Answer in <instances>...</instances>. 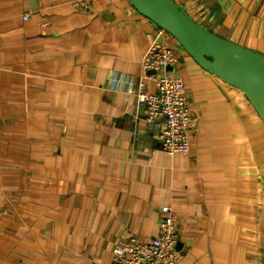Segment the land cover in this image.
<instances>
[{
	"label": "crops",
	"instance_id": "obj_1",
	"mask_svg": "<svg viewBox=\"0 0 264 264\" xmlns=\"http://www.w3.org/2000/svg\"><path fill=\"white\" fill-rule=\"evenodd\" d=\"M76 1L0 0V264L107 263L154 234L160 205L178 264H264V121L128 0ZM174 2L264 55V0ZM154 41L184 82L188 156L160 148L128 93Z\"/></svg>",
	"mask_w": 264,
	"mask_h": 264
},
{
	"label": "built area",
	"instance_id": "obj_2",
	"mask_svg": "<svg viewBox=\"0 0 264 264\" xmlns=\"http://www.w3.org/2000/svg\"><path fill=\"white\" fill-rule=\"evenodd\" d=\"M74 5L88 8L89 1L77 0ZM175 58L173 49L166 43L151 42L141 58V80L136 88L130 86L128 93L135 97L146 121L158 122L155 138L160 148L169 156H188L189 129L194 119L183 79L170 71ZM146 79L155 91L146 88ZM159 215L155 232L149 239L142 240L135 235L119 239L113 246L110 260L101 264H178L182 259L178 245L179 226L167 205H160Z\"/></svg>",
	"mask_w": 264,
	"mask_h": 264
},
{
	"label": "water",
	"instance_id": "obj_3",
	"mask_svg": "<svg viewBox=\"0 0 264 264\" xmlns=\"http://www.w3.org/2000/svg\"><path fill=\"white\" fill-rule=\"evenodd\" d=\"M128 1L174 37L201 68L242 92L264 121V55L217 36L174 0Z\"/></svg>",
	"mask_w": 264,
	"mask_h": 264
}]
</instances>
